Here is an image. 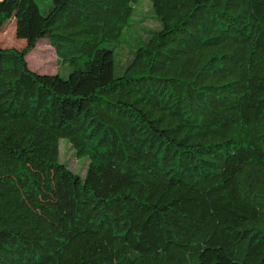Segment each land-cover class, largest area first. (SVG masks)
<instances>
[{"label": "trees", "instance_id": "trees-1", "mask_svg": "<svg viewBox=\"0 0 264 264\" xmlns=\"http://www.w3.org/2000/svg\"><path fill=\"white\" fill-rule=\"evenodd\" d=\"M10 19L0 264H264V0H0ZM42 38L66 76L27 67Z\"/></svg>", "mask_w": 264, "mask_h": 264}, {"label": "rangeland", "instance_id": "rangeland-1", "mask_svg": "<svg viewBox=\"0 0 264 264\" xmlns=\"http://www.w3.org/2000/svg\"><path fill=\"white\" fill-rule=\"evenodd\" d=\"M38 6L40 12H45L49 4V0H33ZM138 12L140 14H145L147 11V5L141 2ZM143 25L149 27H155V22L146 18L142 22ZM135 29V28H134ZM133 28H130L132 35L125 38L123 46L121 48H116L114 50L113 64L115 67V72L119 71L121 65H124L126 60V54L128 52V47L136 44V34ZM136 30V29H135ZM25 45L23 39L16 38L14 35V25L13 19H10L1 29H0V47L2 48H16L21 49ZM118 50H121L120 52ZM126 53V54H125ZM25 61L27 67L39 74H53L57 72L60 76H66L70 68L66 65H60L56 63V56L53 48L48 44L47 40L42 38L36 42L35 46L25 54ZM59 160L64 163L71 171L82 176L87 160L82 158H77L70 145L65 140L59 141Z\"/></svg>", "mask_w": 264, "mask_h": 264}]
</instances>
